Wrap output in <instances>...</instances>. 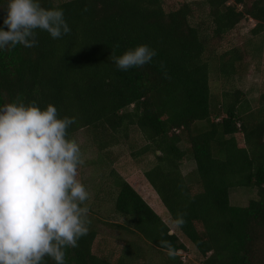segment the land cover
<instances>
[{
    "label": "trees",
    "instance_id": "16d2710c",
    "mask_svg": "<svg viewBox=\"0 0 264 264\" xmlns=\"http://www.w3.org/2000/svg\"><path fill=\"white\" fill-rule=\"evenodd\" d=\"M7 3L0 0L3 30ZM39 3L62 8L71 31L53 39L37 29L35 47L0 49V107L35 101L41 109L54 105L59 117H75L69 137L82 140L83 159L87 148L96 154L92 185L108 184L113 212L122 219L103 220L87 204L88 233L65 249V264H186L177 234L193 246L199 264H264V92L253 107L232 83L246 57L262 51L264 0ZM246 19L255 22L247 48L222 49ZM141 44L156 51L152 60L119 70L113 51L120 56ZM212 75L229 85L218 98ZM133 130L143 143L131 155L153 157L140 170L138 190L107 154L128 144ZM186 161L194 169L183 174ZM236 187L256 190V198L230 205ZM43 264L55 262L45 257Z\"/></svg>",
    "mask_w": 264,
    "mask_h": 264
},
{
    "label": "clouds",
    "instance_id": "9594fccd",
    "mask_svg": "<svg viewBox=\"0 0 264 264\" xmlns=\"http://www.w3.org/2000/svg\"><path fill=\"white\" fill-rule=\"evenodd\" d=\"M87 11V9H85ZM0 49L35 47L36 30L53 39L70 33L63 9L39 0H8ZM156 51L146 44L111 59L121 71L149 63ZM75 117H59L35 101L0 107V264H65V249L87 235L89 191L78 179L84 164L80 143L69 137ZM183 213L174 223H184Z\"/></svg>",
    "mask_w": 264,
    "mask_h": 264
},
{
    "label": "rangeland",
    "instance_id": "374dc122",
    "mask_svg": "<svg viewBox=\"0 0 264 264\" xmlns=\"http://www.w3.org/2000/svg\"><path fill=\"white\" fill-rule=\"evenodd\" d=\"M178 0H167V2L174 3ZM185 2H193L198 0H183ZM234 0H229L230 3H233ZM255 22L253 20H244L242 21L238 27L232 31L226 40L222 43V49H229L231 47L237 46L241 49H246V44L248 39L250 38V30L254 27ZM262 51L261 53L254 58L250 56L246 57L245 60V69L242 75H237L234 79L233 85L241 90L251 105L255 107L257 105V99L259 94L264 92V35L262 36ZM229 85H224L221 82H217L214 75L211 76V89L214 95V98H218L219 93L223 90V88H228ZM82 140L79 141V143ZM142 139L137 131L133 130L130 136V141L128 144H121L119 146L113 147L110 149L108 154V160L111 162L113 168L127 181L131 182V184L139 189L137 184L141 183L142 180V172L141 169H145L149 162L153 159L152 156L147 159H135L132 155V147H139L142 144ZM185 145V143H184ZM184 145L181 144V148L184 149ZM96 154L90 148L85 149L84 155V164L79 168V176L87 190L89 191V200L86 202L92 212L99 214L103 220L115 223H122V219L118 217L113 212L112 206V197H109L108 184H101L98 186L92 185V177L95 174L94 165L92 162L95 161ZM108 161V162H109ZM182 173L187 174L194 169V164L192 161H186L182 167ZM136 182V183H135ZM97 191V193H95ZM256 198V190L254 189H246V188H232L229 191V202L230 205L236 207H244L248 204L251 199ZM162 216V215H161ZM163 221L167 224L171 232H175L174 224L168 218L167 215L163 214ZM104 233H108V229L102 227ZM182 243L187 248V253L183 255L184 262L186 264H199L201 258L193 248V246L180 234H177ZM180 254V253H179Z\"/></svg>",
    "mask_w": 264,
    "mask_h": 264
}]
</instances>
